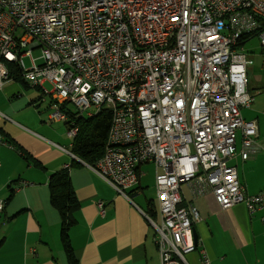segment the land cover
<instances>
[{
  "label": "built area",
  "instance_id": "2783aa9c",
  "mask_svg": "<svg viewBox=\"0 0 264 264\" xmlns=\"http://www.w3.org/2000/svg\"><path fill=\"white\" fill-rule=\"evenodd\" d=\"M253 39L264 53V0H0V89L19 69L51 97L49 119L72 141L79 119L107 109L104 155L90 169L131 200L140 166L153 163L158 220L145 216L160 264H188L203 219L184 187L192 198L212 193L223 210H264V191L246 193L230 165L263 150L258 122L242 115L255 100ZM0 144L13 148L1 132ZM200 263L210 264L205 249Z\"/></svg>",
  "mask_w": 264,
  "mask_h": 264
},
{
  "label": "crops",
  "instance_id": "0c3cea01",
  "mask_svg": "<svg viewBox=\"0 0 264 264\" xmlns=\"http://www.w3.org/2000/svg\"><path fill=\"white\" fill-rule=\"evenodd\" d=\"M22 81L9 80L0 89V132L13 146L0 144V264H68L60 214L49 192L51 176L62 170L69 173L78 202L69 236L79 264H160L145 216L158 220L157 207L142 191L148 177L144 169L155 165L140 166L138 185L128 192L131 200L125 199L72 151L57 148L72 150L66 123L62 131L61 122L50 121L51 101L39 93L40 87ZM253 105L242 115L243 110L253 112ZM258 144L263 150L249 160L230 162L248 194L264 191V141ZM183 192L203 219L195 225L199 251L187 256L188 264H201L203 249L210 264H264V210L253 215L244 205L223 210L212 193L192 198L186 187Z\"/></svg>",
  "mask_w": 264,
  "mask_h": 264
},
{
  "label": "trees",
  "instance_id": "16d2710c",
  "mask_svg": "<svg viewBox=\"0 0 264 264\" xmlns=\"http://www.w3.org/2000/svg\"><path fill=\"white\" fill-rule=\"evenodd\" d=\"M10 78L23 82L21 72L14 66L10 68ZM110 123L111 115L107 109L94 117L79 119L76 123L79 132L73 141L72 153L88 165H94L104 155ZM49 192L51 204L60 214L61 242L68 264H79L74 256L69 236L70 228L76 223L74 213L78 202L67 170L56 172L51 176Z\"/></svg>",
  "mask_w": 264,
  "mask_h": 264
},
{
  "label": "rangeland",
  "instance_id": "374dc122",
  "mask_svg": "<svg viewBox=\"0 0 264 264\" xmlns=\"http://www.w3.org/2000/svg\"><path fill=\"white\" fill-rule=\"evenodd\" d=\"M245 50H247L250 53L251 59L253 61V64L248 67V78H249V88L251 92L255 95L253 110L255 112H259L260 115L253 112L245 111L243 110V115L245 116V119L248 120H254L258 118L259 128H260V136L261 138L258 140L264 141V114L262 112L264 111V53L261 51L260 43L257 39L250 40L245 44ZM27 51V50H25ZM32 55L34 59H38L41 56V50L36 49L32 51ZM24 62L27 67L31 66V61L29 57H26L24 59ZM42 60H38L37 64H41ZM44 88L51 92L52 86L50 84H45ZM37 94L42 92H36ZM42 95V94H41ZM47 99V102L51 101V97L46 95L44 96ZM44 107H45V102ZM69 108L72 111H75V107L73 105H69ZM248 113L249 115H247ZM63 126L62 131H64V124L61 122ZM147 172V178L143 180V185H147V187L143 188L142 191L146 193V195L151 199L154 200L155 206L157 207V194H156V188L154 187L155 182V173L156 169L155 166L153 168H145L144 169ZM140 190V192L142 193ZM140 193V194H141ZM156 194V195H155ZM137 202H139L137 200ZM157 219L156 217H154ZM159 223V221H156Z\"/></svg>",
  "mask_w": 264,
  "mask_h": 264
}]
</instances>
